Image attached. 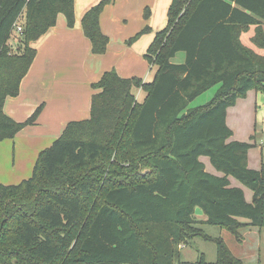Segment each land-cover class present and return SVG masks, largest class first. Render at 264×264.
<instances>
[{
    "label": "trees",
    "instance_id": "16d2710c",
    "mask_svg": "<svg viewBox=\"0 0 264 264\" xmlns=\"http://www.w3.org/2000/svg\"><path fill=\"white\" fill-rule=\"evenodd\" d=\"M114 0H101L82 18L94 55L110 40L100 24ZM64 15L75 25L74 0H0V141L34 125L7 116L37 56L32 44ZM17 36L18 52L10 43ZM264 0H172L166 27L145 58L152 82L122 78L113 70L93 85L90 119L71 122L43 151L30 179L0 184V264H182L179 248L207 237L202 225L219 227L242 243V230L264 229V160L246 164L255 146L232 141L227 111L250 91H264ZM145 31H142L133 42ZM180 53L181 64L173 63ZM219 86L206 106L191 104ZM145 94L138 102L134 92ZM254 137H251L253 140ZM202 157L223 174L206 170ZM234 178L253 192L248 203ZM201 209L205 222L196 220ZM209 239V238H208ZM217 264H245L222 238Z\"/></svg>",
    "mask_w": 264,
    "mask_h": 264
},
{
    "label": "crops",
    "instance_id": "0c3cea01",
    "mask_svg": "<svg viewBox=\"0 0 264 264\" xmlns=\"http://www.w3.org/2000/svg\"><path fill=\"white\" fill-rule=\"evenodd\" d=\"M100 1L74 0V27L69 28L64 15L60 14L56 26L32 44L37 50L36 59L21 83L19 95L6 100L4 112L14 121L24 123L39 107L43 106V109L34 125L23 129L14 139L0 141V184L19 185L30 179L40 154L61 137L67 125L90 119L92 97L98 93L93 85L101 80L104 73L115 70L122 78H147L146 65L141 61L140 55L122 50L126 49L124 46L112 49L108 45L105 55L92 54L91 43L83 33L81 22L85 13ZM108 8L109 6L106 7ZM105 11L101 15L100 24L103 33L107 35ZM140 93L143 92H134L135 95ZM250 97L252 98L248 101ZM241 102L245 108L256 105L259 95L256 91H250L246 98L239 99L234 107L228 109L227 124L231 130L230 118L244 112V108L241 109L242 112L234 110ZM231 140L236 141L234 131ZM205 158L202 157L201 161ZM205 166L209 173L223 176L217 171L214 173L209 170L206 164ZM229 180L232 187L244 191L246 201L251 203L253 192L234 178ZM196 220L205 222L206 217ZM258 230H245L242 247L248 239L261 236L262 230Z\"/></svg>",
    "mask_w": 264,
    "mask_h": 264
},
{
    "label": "rangeland",
    "instance_id": "374dc122",
    "mask_svg": "<svg viewBox=\"0 0 264 264\" xmlns=\"http://www.w3.org/2000/svg\"><path fill=\"white\" fill-rule=\"evenodd\" d=\"M172 0H116L114 4L109 5V8L104 9L106 19V32L112 49H118L120 46L126 47L132 53L139 54L141 61L146 65L147 78L146 82H152L157 72V67H150L145 54L153 42L157 32L163 30L167 25L168 10ZM108 7V6H107ZM103 11V12H104ZM23 25V16L18 22V26ZM264 32V23L262 24ZM142 31H145L141 36L131 42ZM131 32L133 34H131ZM19 33L14 30L10 43L13 45L14 53L18 51L17 36ZM255 35V28L241 36V42L249 48L256 56H264V51L258 49L251 39ZM17 49V50H16ZM185 55L180 53L173 60L175 64L184 62ZM219 86L214 87L207 93L197 98L191 108L203 107L208 105L218 92ZM259 102L256 105L244 107V103L238 104L234 109L237 112L244 108L243 113H237L233 119L230 118V125L234 131L235 140L238 142L250 143L255 145L247 154L246 164L253 170H259L263 166L264 160V91L257 92ZM253 94H255L253 92ZM137 95V94H136ZM252 96V95H251ZM254 96V95H253ZM144 93L137 95L139 101H143ZM252 97L248 98V101ZM251 103V102H249ZM242 110V111H243ZM241 111V112H242ZM254 139L251 140V137ZM209 170L216 173L208 158L203 159ZM238 186L241 187L239 184ZM243 186V185H242ZM196 218L205 217L201 209H197ZM204 235L207 237H195L190 240L187 245L179 248L180 260L182 264H217V245L211 239L222 238L230 248L232 253L242 259L246 264H264V229L261 236L248 239L242 247L241 243H237L234 236L229 232L212 225L201 226ZM246 230V229H245ZM245 230L242 234L245 238ZM257 231H259L257 229ZM209 238V239H208ZM247 239V238H246Z\"/></svg>",
    "mask_w": 264,
    "mask_h": 264
},
{
    "label": "built area",
    "instance_id": "2783aa9c",
    "mask_svg": "<svg viewBox=\"0 0 264 264\" xmlns=\"http://www.w3.org/2000/svg\"><path fill=\"white\" fill-rule=\"evenodd\" d=\"M15 31H17V33H19V34H21L22 33V31H23V28H22V26H18V24L15 26V29H14Z\"/></svg>",
    "mask_w": 264,
    "mask_h": 264
}]
</instances>
